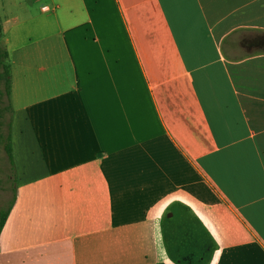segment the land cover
I'll list each match as a JSON object with an SVG mask.
<instances>
[{"label":"crops","instance_id":"obj_1","mask_svg":"<svg viewBox=\"0 0 264 264\" xmlns=\"http://www.w3.org/2000/svg\"><path fill=\"white\" fill-rule=\"evenodd\" d=\"M42 2L0 4L17 177L0 264H176L173 204L209 264H264V0Z\"/></svg>","mask_w":264,"mask_h":264},{"label":"trees","instance_id":"obj_2","mask_svg":"<svg viewBox=\"0 0 264 264\" xmlns=\"http://www.w3.org/2000/svg\"><path fill=\"white\" fill-rule=\"evenodd\" d=\"M1 38L2 24L0 21V148L5 154V160L7 162L8 170L10 173L8 175L7 181L12 182L13 192V196L9 202V205L5 209L0 210V232L5 224L10 209L15 202L17 191V177L15 173L10 136L12 113L9 102L10 72L9 66L7 64L8 53L1 46ZM182 210H186L192 215L196 224L203 231L202 236L204 237L203 240H201V237L198 235L194 239L192 238V243L189 247V249H191V252L186 253L182 251L181 245L175 242V240L173 241V228L178 230L183 228L184 226H187V222L182 221ZM168 212H172L173 215L171 217H167L166 214ZM166 214L161 218L160 226L164 248L168 257L172 261H174L176 264H201L208 254H213V252L216 250V244L213 238L203 227L200 221L193 215L188 207L181 204H173L168 208ZM197 249L201 254L196 258L195 250Z\"/></svg>","mask_w":264,"mask_h":264},{"label":"rangeland","instance_id":"obj_3","mask_svg":"<svg viewBox=\"0 0 264 264\" xmlns=\"http://www.w3.org/2000/svg\"><path fill=\"white\" fill-rule=\"evenodd\" d=\"M43 0H40V3H37L32 9L33 13L35 15L40 13V7L45 4V2H42ZM2 3V4H1ZM0 4L5 7V12L9 13L12 11V7L10 6L11 0H0ZM4 15V14H3ZM8 165L5 160V154L0 148V210L5 209L8 205L10 200L12 199L13 192H12V182H8L7 178L9 175ZM182 221L187 222V226H184L181 229H175L173 228V241L177 242L179 245H181V249L183 252H191V249H189L192 238L194 239L197 235L201 237V240H203V231L199 228V226L194 221L192 215L188 213L186 210H182ZM200 251L197 249L195 250V257L200 256ZM211 255H207L205 260L201 264H209Z\"/></svg>","mask_w":264,"mask_h":264},{"label":"water","instance_id":"obj_4","mask_svg":"<svg viewBox=\"0 0 264 264\" xmlns=\"http://www.w3.org/2000/svg\"><path fill=\"white\" fill-rule=\"evenodd\" d=\"M171 216H172V213H168V214H167V217H171Z\"/></svg>","mask_w":264,"mask_h":264}]
</instances>
